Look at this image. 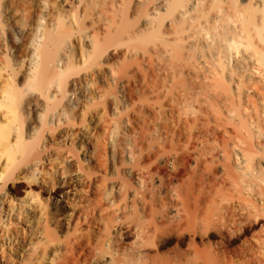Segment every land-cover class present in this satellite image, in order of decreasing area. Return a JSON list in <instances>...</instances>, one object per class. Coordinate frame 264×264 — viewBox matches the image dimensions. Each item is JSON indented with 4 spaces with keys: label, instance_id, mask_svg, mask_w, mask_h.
<instances>
[{
    "label": "bare ground",
    "instance_id": "obj_1",
    "mask_svg": "<svg viewBox=\"0 0 264 264\" xmlns=\"http://www.w3.org/2000/svg\"><path fill=\"white\" fill-rule=\"evenodd\" d=\"M97 78L144 101L104 135L67 132L72 150L25 133L23 99L70 101ZM20 164L30 198L6 191ZM261 218L264 0H0V264L21 222L24 264H264V235L252 258L224 245Z\"/></svg>",
    "mask_w": 264,
    "mask_h": 264
},
{
    "label": "rangeland",
    "instance_id": "obj_2",
    "mask_svg": "<svg viewBox=\"0 0 264 264\" xmlns=\"http://www.w3.org/2000/svg\"><path fill=\"white\" fill-rule=\"evenodd\" d=\"M5 34L6 35L4 37L7 38V40L9 39L8 41L5 39L6 42L10 41L7 44H9L8 47L12 51L11 54L17 55V53H19V55L20 54L23 55L25 53L24 47L26 46V43H27V41H26L27 36L21 37L22 40L20 39V41H22L21 42L22 44L17 43L19 45V47H18L17 44L15 45L16 42L15 43L12 42L13 37H11V35L9 37V35L6 33V31H5ZM75 39L76 40L73 39V42L75 45L77 44L76 46H79V44L82 43V44H84V47L89 48L88 47L89 45L86 42V40L85 41L80 40V42L81 41L82 42L78 44L79 41H77V38H75ZM23 40L26 43H24ZM10 43H12V44H10ZM11 48H13V49H11ZM14 48L17 50V53H15L16 50ZM13 50H14V52H13ZM79 53H80V51H79V48L77 47L76 48L77 58H79V57L81 58ZM16 62L18 63L19 60H16ZM16 62H14V63L16 64ZM110 62H113V60ZM132 87L133 88L136 87L134 83L132 84ZM110 89L112 90V88H109V86L101 78H97L96 81L91 85L90 88H86L84 90L83 94H77V92H74L73 90H71L68 94L69 98H71V100H70L71 103H70V101H67V100L66 101L64 100L60 103H59V100H57V101L54 100L53 102H51L52 100H50L49 102H47L43 99L41 100L40 98H38L36 94H34V95L31 94V95L27 96L29 100L28 99H23L24 101L20 100V101H22L21 107H22V113H23L22 116L24 115L23 118H24V131H25V133L28 136L32 135L33 139H32V136H31V139L32 140L35 139V141L38 144L35 141L31 140L32 142L36 143L38 146L44 145L45 148L50 149L52 151L56 150L57 148L60 150L62 149L64 151H66V149H69L70 147L72 149H75L79 146L80 142L77 141L78 137L75 136L76 138L71 140L70 138H67L68 137L67 132H69V134L72 131L84 132L85 134L87 132L88 135L90 133V134H92V136H93V134H98V133H101L98 135H104L105 134L104 132H108L109 130H112L116 127V122L118 121V119L120 117L125 116L127 114H130V112L133 111V109H136L135 106H138V103L139 102L141 103V101L144 99V98H136L138 95L136 93H134V94H136V97L133 94L132 96L128 95V96H130L129 97L130 99H128V100L116 101L111 96ZM140 99H141V101H137ZM34 100H37L38 102L34 103L33 102ZM28 101L29 102L32 101L30 103L31 105L30 104L28 105L26 103ZM46 102H47V104L48 103L51 104V105L48 104V107L52 106V105L54 106L55 104H56L55 105L56 107L59 106V107H57L58 109L56 108L57 111L55 110L58 114L56 112L55 113L52 112L54 109L53 110L51 109L49 111L50 108L48 109L47 104L45 105ZM66 102H69L70 104L65 105ZM63 103L65 106L63 105ZM140 103H139V105H140ZM53 106L51 108H55ZM69 106H71V107L69 108ZM73 106H74V108H73L74 110L72 109ZM46 107L48 109L47 112H46V110H47ZM62 108H64V109H62ZM145 110H146L145 114H147L149 116L152 115L151 111H149V109L146 108ZM73 115L75 116V117H73L74 119L72 118ZM39 116H40V118H39ZM152 117H153V115H152ZM152 117H150V118L152 119ZM79 118H81V120ZM40 119L44 120L46 123H44V121L42 122ZM41 122L44 125L41 124ZM62 135H63V137H62ZM88 135H87V137H88ZM86 138L84 139L85 144L89 146V144H87V141L91 140V138L90 137H88V139H86ZM75 140H76V143H75ZM101 142H104V141H101ZM32 145H34V144H32ZM22 166L20 164L18 166V168L20 167V169L18 170V168H17V171H16L17 174L19 173L18 176H20V178L13 180L10 187H8L6 189V191L9 193V195L15 196V198L16 197H18V198L22 197L23 198L24 196L30 198L27 193H28L29 189L31 188V186H30L31 184H29V181L26 178H24V176H25L24 172H26V170H24V167H22ZM23 170H24V172H23ZM18 171H20V172H18ZM28 198H26V199H28ZM28 203H29V200H28ZM45 209L49 210L48 207H45ZM194 210L195 209L192 210L194 213H196L198 211L197 210L195 212ZM37 212H38V220L37 219L35 220V221H37V224L33 228V229H36L35 230L36 231V238L34 239V241H36V240L38 241L42 238V234L40 235L37 233V229L39 228L40 224H42L41 214H39L40 213L39 209L37 210ZM194 213H193V215H194ZM200 213H203V212H199L198 215H201ZM203 215H204V213H203ZM203 215H201L200 217L198 216V218L200 219ZM28 227L29 226L27 224L25 225L23 222L19 223L18 227H16V229L20 230V231H18L19 235H21L20 237H22L24 234L23 237H26V239H27L26 241L22 242V245H24V246L22 248H20V252L14 254L13 259L16 262V264H24L23 261L26 257V253L28 252L27 250H28L29 245H30V239L28 240L29 233L26 234L27 232H25V230L28 229ZM212 235L213 236H211V234H210L208 236V238H210V240H212L211 242L219 240V238H217V236H215V234L213 232H212ZM263 235H264V218H261L258 220L257 223H253L250 225H248V224L244 225L242 230H241V233L235 238L225 240L224 245H226L228 254L234 259L241 258L242 256L252 258V256L256 255V253H257L256 249L254 247L253 240L255 238H260ZM187 238H188V236L186 235V238H184V240H187ZM19 239H21V238H19ZM197 240L199 241L198 238L196 239V241ZM198 244H199V242H198ZM12 246H15V243ZM200 246H202L201 242H200Z\"/></svg>",
    "mask_w": 264,
    "mask_h": 264
}]
</instances>
